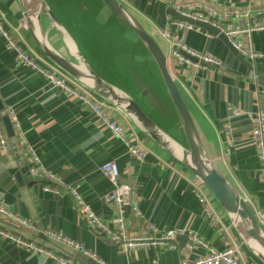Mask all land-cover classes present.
I'll return each mask as SVG.
<instances>
[{"label":"crops","instance_id":"1","mask_svg":"<svg viewBox=\"0 0 264 264\" xmlns=\"http://www.w3.org/2000/svg\"><path fill=\"white\" fill-rule=\"evenodd\" d=\"M171 1L182 4L193 0ZM199 1L218 11L264 6V0ZM121 2L155 38L158 36L168 56L170 45L158 29L173 16L169 5L163 0ZM0 11L4 12L7 28L14 37L45 65L64 72L34 43L19 0H0ZM41 22L49 42L70 57V49L51 18L43 14ZM95 27L91 28L86 23L76 33L80 37L75 38L66 26L94 70L105 58L102 48L106 45L98 39L100 35L95 32ZM205 30L184 28L180 35L192 48L217 56L220 66L196 68L173 61L171 68L192 103V115L209 158L240 191L254 213L264 209V184L252 135L254 122L247 112L264 109V30L253 35L254 47L262 56L255 60L244 57L246 62L239 60L219 36L208 35ZM0 99L3 110L15 112L23 134L16 133L10 118L15 137H9L6 149L0 144V206L5 209L0 211L1 229L58 249L80 264L97 263L71 246L57 244L47 231L61 232L84 244L108 264H180L184 258L192 259L205 253L199 242L190 243L192 239L188 234L187 241L179 242L176 238L178 248L173 250L160 244L123 249L106 235L98 234L88 226L67 190H46L42 179L31 176L27 151V146H30L43 166L57 179L79 186L84 200L111 230L119 226V215L116 207L104 198L113 184L100 170L101 164L110 159L118 164L119 180L137 188L142 215L127 207L124 220L127 232L147 231L150 224L155 225L158 233L164 229L192 231L212 246L223 249L226 245H235L248 261L264 264L248 249L231 216L188 166L170 155L122 109L109 103L105 106L107 112L123 125L134 144L147 151L143 160L137 159L81 99L49 82L39 71L21 64L15 52L7 49L6 39L1 33ZM234 107L239 108L241 113L235 114ZM0 127L9 136L3 120H0ZM13 169H17L19 176ZM199 185L205 189L212 205L211 217L194 195L193 189ZM0 264L59 263L0 234Z\"/></svg>","mask_w":264,"mask_h":264},{"label":"built area","instance_id":"2","mask_svg":"<svg viewBox=\"0 0 264 264\" xmlns=\"http://www.w3.org/2000/svg\"><path fill=\"white\" fill-rule=\"evenodd\" d=\"M163 1H165L172 10L195 20L209 23L217 28L227 37L231 45L242 56L248 57L252 60L262 56V54L254 47L253 35L256 31L264 30V6L235 7L224 11H218L209 4L199 0L188 1L182 4L172 3L171 0ZM5 18L4 12L0 11V33L6 39L7 49H11L15 52L16 59L21 64L30 66L39 71L49 82L58 85L60 88L64 89V91L81 99L94 111L99 121L107 125L110 130L121 139L133 156L139 160H143L147 155V151L134 144L127 136L123 125L107 112L105 106L109 105L110 102L100 98L86 86L78 84V82L67 73L59 72L52 67L45 65L38 56L33 54L21 43L20 40L13 36L11 31L7 28ZM174 27H176V29ZM184 28L204 29L195 24L177 19L172 15L170 16L169 21L158 29L161 37L170 45L167 60L172 74L173 71L171 64L173 61L178 64L193 65L196 68L220 66L221 61L217 56L211 53L200 52L182 40L180 31ZM205 33L212 35V32L208 30H205ZM186 54H189V56H192L196 60H193ZM174 77L176 78L175 75ZM233 111L235 114L241 113L237 107H234ZM247 114L254 122L252 135L256 142L257 155L261 163V181L264 184V109L259 108L256 111L247 112ZM5 115H8L11 118L16 133L23 136L15 112L13 110H0V117ZM8 141L9 136L7 135L6 130L0 127V144L4 149H6ZM228 143L229 145H232L231 141ZM27 151L29 152V173L31 176L42 179L46 190H67L73 196L77 208L81 215L85 217L88 226L91 229L96 230L98 234L106 235L112 241L119 244L123 249L160 244L167 249L173 250L178 248L176 242L177 236L188 234L192 239V242L197 241L202 245L205 249V253L192 259L184 258L180 264H253L244 258L237 246L226 245L223 249H219L203 241L192 231L164 229L158 233L155 225L150 224L147 231L127 232L124 227L127 207H131L138 215H142V212L138 206L137 188L133 184L124 183L119 180L120 170L116 161L112 159L103 162L100 166L102 174L113 184L112 190L106 193L104 198L116 207L119 215V226L117 229L111 230L84 200L78 185L66 184L60 181L43 166L39 156L30 146H27ZM197 179L200 180L198 176ZM193 192L198 202L203 206L205 213L211 217L213 212L212 205L203 186H195ZM0 211H5V209L0 206ZM254 216L264 229V209L256 210ZM21 221L27 222L25 219H21ZM47 233L57 244L61 243L71 246L77 251H80L84 255L95 260L97 264H108L96 253L90 251L84 244L70 239L63 233L52 230L47 231ZM0 234L5 238L19 243L27 249L52 257L59 264H80L74 257L65 253L62 254L58 249L43 246L19 235L13 234L8 230L0 228Z\"/></svg>","mask_w":264,"mask_h":264},{"label":"water","instance_id":"3","mask_svg":"<svg viewBox=\"0 0 264 264\" xmlns=\"http://www.w3.org/2000/svg\"><path fill=\"white\" fill-rule=\"evenodd\" d=\"M114 17L125 27L132 30L139 40L144 44L152 55L158 66L161 77L175 107L180 126L186 139V147L179 144L177 140L166 133L153 118L143 109L139 102L120 86L113 84L96 73L88 60L80 51L74 37L60 20L47 0H19L24 16L30 28L31 37L38 49L51 60L58 68L67 73L70 77L86 86L94 94L118 106L128 116L134 119L141 127L147 131L149 136L163 147L170 155L188 166L192 172L209 188L223 209L231 216L233 224L240 237L246 243L248 249L264 263V229L258 223L254 213L247 205L240 191L230 181L225 178L215 167L209 158L198 127L193 118L192 112L185 100L179 83L172 74L167 55L163 51L158 40L145 28L140 19L121 0H101ZM48 15L62 33L71 56L67 57L57 50L48 40L42 28V15ZM175 18L200 26L213 34L219 36L238 57L246 62L242 56L229 42L227 37L217 28L209 23L195 20L191 17L172 10ZM188 57L196 60L189 54ZM82 62L85 67H79ZM116 90L120 91L118 93ZM0 110H3V103L0 99ZM9 137L14 139L15 132L9 116H2ZM170 137L176 141L186 152L183 156L170 147L166 138ZM19 176L17 169L12 170ZM188 235L177 236L179 242L187 241ZM192 244L193 242L190 241Z\"/></svg>","mask_w":264,"mask_h":264},{"label":"trees","instance_id":"4","mask_svg":"<svg viewBox=\"0 0 264 264\" xmlns=\"http://www.w3.org/2000/svg\"><path fill=\"white\" fill-rule=\"evenodd\" d=\"M47 1L63 24L75 34V38L80 37L76 33L86 23L91 28L96 26L95 32L100 35L98 39L106 45L102 48L105 58L95 70L114 84L127 89L153 120L163 127L162 129L173 136L178 133L186 142L180 125L175 127L155 102L157 98H161L162 105L166 106L170 113L173 112L175 122H178L175 107L158 66L135 33L120 23L101 0ZM180 88L193 114L192 103L183 88Z\"/></svg>","mask_w":264,"mask_h":264},{"label":"rangeland","instance_id":"5","mask_svg":"<svg viewBox=\"0 0 264 264\" xmlns=\"http://www.w3.org/2000/svg\"><path fill=\"white\" fill-rule=\"evenodd\" d=\"M48 2V1H47ZM156 38H157V40H158V42L160 43V40H159V38H158V36H156ZM155 102H156V104L158 105V106H160L161 108H162V111H163V113L166 115V117H167V119H169V121L170 122H173L174 123V126L175 127H179V125H180V122H179V119H178V116H177V119H178V122L176 123L175 121V117H173L174 115L172 114L173 112L171 111V113H170V111L168 110V108L166 107V106H163L162 105V102H161V98H157L156 100H155ZM176 115H177V113H176ZM179 123V124H178ZM163 128V127H162ZM180 128H181V126H180ZM182 129V128H181ZM166 133H168V134H170L171 135V137H173L175 140H177L178 141V143L179 144H182L183 146H185L186 147V142H184L183 141V138L180 136V135H178V133H176L177 135H172L170 132H168L167 130H165V129H163ZM183 131V130H182ZM175 136H177L178 138H176Z\"/></svg>","mask_w":264,"mask_h":264},{"label":"bare ground","instance_id":"6","mask_svg":"<svg viewBox=\"0 0 264 264\" xmlns=\"http://www.w3.org/2000/svg\"><path fill=\"white\" fill-rule=\"evenodd\" d=\"M79 67H85V65L80 62L79 63ZM118 93H120V91L116 90ZM167 143L170 145V147H172L173 149H175L177 151V153H179L180 155H186V152L184 151V149L181 147V145H179L176 141H174L173 139H171L170 137L166 138Z\"/></svg>","mask_w":264,"mask_h":264}]
</instances>
